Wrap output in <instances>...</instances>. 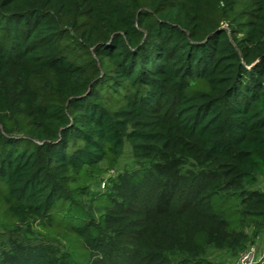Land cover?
<instances>
[{"label": "trees", "instance_id": "trees-1", "mask_svg": "<svg viewBox=\"0 0 264 264\" xmlns=\"http://www.w3.org/2000/svg\"><path fill=\"white\" fill-rule=\"evenodd\" d=\"M263 177L264 0H0V264H212Z\"/></svg>", "mask_w": 264, "mask_h": 264}, {"label": "rangeland", "instance_id": "rangeland-1", "mask_svg": "<svg viewBox=\"0 0 264 264\" xmlns=\"http://www.w3.org/2000/svg\"><path fill=\"white\" fill-rule=\"evenodd\" d=\"M137 163L132 154L130 144L125 145L124 155L120 161V167L116 172L108 173L104 176V180L96 181L91 185L92 193L104 192L103 183L108 182L110 177H116L122 170H132L137 167ZM257 190L264 192V177L260 179ZM243 232L248 237V242L242 241L237 248L219 249L211 248L208 253V259L212 264H242L246 261L248 264L263 261L264 259V223L260 225H247ZM5 236L0 235V241ZM245 262V263H246Z\"/></svg>", "mask_w": 264, "mask_h": 264}, {"label": "built area", "instance_id": "built-area-1", "mask_svg": "<svg viewBox=\"0 0 264 264\" xmlns=\"http://www.w3.org/2000/svg\"><path fill=\"white\" fill-rule=\"evenodd\" d=\"M105 186H106V181L103 183V188H105ZM247 261V260H246ZM246 261H244L242 264H248ZM246 262V263H245ZM250 264H254V261L252 262V263H250Z\"/></svg>", "mask_w": 264, "mask_h": 264}]
</instances>
